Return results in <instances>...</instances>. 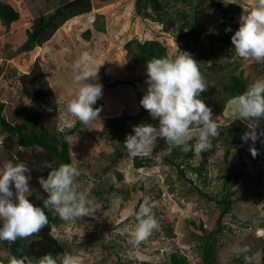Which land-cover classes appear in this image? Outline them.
Wrapping results in <instances>:
<instances>
[{
	"label": "rangeland",
	"instance_id": "rangeland-1",
	"mask_svg": "<svg viewBox=\"0 0 264 264\" xmlns=\"http://www.w3.org/2000/svg\"><path fill=\"white\" fill-rule=\"evenodd\" d=\"M217 1L202 5L193 0L187 5L163 0L162 23L155 19L157 14L152 9H147L148 16L137 14L135 0L81 1L79 8L86 2L89 9L65 18L61 14L42 33L39 43L26 51L21 45L32 24L46 22L61 0H0L20 13L9 29L0 20V100L6 104L3 115L7 120L28 121L36 128L43 123L50 130L69 128L62 117L78 87L73 66L85 52L97 63L103 62L95 82L113 83L102 88L99 119L88 126L82 124L69 137L71 164L81 173L78 183L98 209L92 216L60 219L51 227L53 235L67 247L65 254L77 257L78 264H170L171 253L186 256V264H203L199 235L216 227L222 210L217 199L229 193L233 206L223 218L214 263L264 264V144L257 140L253 145L241 139L247 131L245 123L236 120L223 127L212 148L199 156L193 152L175 157L174 149H182L170 147L161 138L144 156H130L124 145L126 137L134 134V126L159 123L139 104L147 92V64L136 61L135 44L131 50L125 46L133 38L159 39L166 44L169 58L180 51L188 52L208 85L200 98L220 125L228 123L238 97L228 98L224 91L229 76L241 74L248 85L264 79V63L239 58L231 43L242 8L251 10L258 0H235L225 4L227 11L214 9ZM200 7L204 11L197 15L198 27L205 29L196 39L179 40L178 13L190 14ZM168 19L174 20V26L167 31L164 23ZM229 27L231 31H226ZM211 64L214 69L208 68ZM38 67L51 89L42 101L22 94L23 74ZM138 90L143 95H138ZM218 102L224 104L220 113L214 110ZM69 119L73 125L77 121ZM260 127L264 128V120ZM252 146L258 150L255 157L249 151ZM227 149L230 154L225 159ZM9 160L24 163L31 170L30 199L35 204L38 186L32 169L44 170L48 158L42 148L18 145L17 137L2 131L0 125V167ZM195 166L203 167L199 172ZM145 202L155 203L152 212L158 227L133 248L128 243V231L135 226L132 213ZM24 239L28 243L32 237ZM7 246L6 241H0L1 257L7 255Z\"/></svg>",
	"mask_w": 264,
	"mask_h": 264
},
{
	"label": "clouds",
	"instance_id": "clouds-1",
	"mask_svg": "<svg viewBox=\"0 0 264 264\" xmlns=\"http://www.w3.org/2000/svg\"><path fill=\"white\" fill-rule=\"evenodd\" d=\"M228 3H235V0H228L225 4ZM242 9L239 27L231 36L235 55L243 60L264 63V0H258L257 6L251 10ZM226 31H231V28ZM102 64L88 52L75 62L74 80L78 87L75 98L66 104L62 117L69 128L73 126L69 117L85 126L99 119L100 108L93 105L102 96V85L95 82ZM146 71L147 92L140 104L159 123L158 126L149 123L134 126V134L128 135L124 141L130 156L149 154L158 138L170 147H180L185 153L193 151L199 156L212 148L223 127H229L236 120L246 124L247 131L241 137L244 142L251 141L254 145L260 140L264 144V128L260 127L261 120H264V79L254 80L248 85L235 99L228 123L220 125L213 119L212 109L200 98L208 91V85L197 61L188 52L180 51L174 58L149 60ZM249 151L253 157L258 155L254 146ZM47 166L50 168L47 176L38 178L46 196H36L43 207L30 199L33 195L31 170L24 163L9 160L0 167V241L12 243L38 234L48 223L45 209L65 221L92 216L98 209L88 194L81 190L77 180L81 173L77 167L71 163H61L58 167L49 163ZM112 180L115 182L114 176ZM153 207L154 202H145L132 213L135 226L128 231V243L133 248L144 243L158 227ZM11 264H57V261L51 255H45L38 261L27 257L13 258ZM61 264H78V258L65 254Z\"/></svg>",
	"mask_w": 264,
	"mask_h": 264
},
{
	"label": "trees",
	"instance_id": "trees-1",
	"mask_svg": "<svg viewBox=\"0 0 264 264\" xmlns=\"http://www.w3.org/2000/svg\"><path fill=\"white\" fill-rule=\"evenodd\" d=\"M85 0H61L57 5L56 9L52 15L48 18L46 22L40 23V20L34 22L32 29L28 30L27 37L21 45L22 50H31L35 44L39 43L42 33L49 27L55 24V20L58 16L63 14V17L72 16L78 14L81 10L84 11L89 9V4L84 3L81 8L80 3ZM173 3H185L187 5L192 4L193 0H171ZM208 0H199L200 4L206 3ZM224 0H218L214 3V9L218 11H227ZM136 4V13L143 16L150 15L147 9H152L157 16L156 20H159L161 23L164 22V17L162 11L165 8V3L163 0H135ZM169 4V3H168ZM167 4V5H168ZM196 7V6H195ZM204 11L203 7H200L197 10H194L193 13H188L180 11L178 13L181 18V22L178 25V39H183L184 37H191L196 39L199 34L205 29V27H198L197 15L201 14ZM80 12V13H81ZM20 16L19 11L11 4L0 2V20L6 26V29H9L11 23L17 20ZM174 26V20L168 19L167 24L164 23V29H168ZM87 34L90 32L89 29L86 30ZM135 44L136 48V61L143 62L147 64V61L155 58H164L167 55V46L165 43L160 41L157 38L146 39L140 41L137 38H133L128 41L125 46L131 50V47ZM222 68V66H218ZM209 69H214V64H211ZM121 81V80H119ZM119 83V82H118ZM113 83H106L102 85V88L110 87ZM47 80L44 77V71L41 68H36L33 71L23 74L22 76V94L28 98H33L36 100H45L50 94L51 89L48 88ZM248 87L247 78L243 77L241 74H231L229 80L224 83V91L228 98H233L242 94ZM138 95H143L141 91L138 90ZM139 99V104H140ZM99 99L96 104L93 105L94 108H98ZM5 102L0 100V125L1 129L4 132L9 133L17 137L18 145L24 148H42L43 153L47 156L49 163L52 167H58L61 163H71V152L69 145V137L82 125L78 120L74 125L65 130H50L43 123L40 124L38 128L34 124H29L28 121H23L19 123H13L5 118L3 111L5 108ZM141 105V104H140ZM142 107V106H141ZM143 108V107H142ZM224 108L223 102H218L214 105V110L216 113H220ZM144 109V108H143ZM175 157H186L193 155V151L184 153L179 148L174 149ZM230 154L229 150L225 151V159L228 158ZM173 162V160L171 159ZM48 163V164H49ZM137 165L141 164L136 162ZM228 168L230 164L227 163ZM196 169L200 172L203 166H195ZM182 172L183 170L180 169ZM33 173L36 176L37 180V195L41 197L46 196L41 189L38 178L43 176L46 177L50 168L46 166L44 170L37 168L32 169ZM212 199V197H210ZM219 203L222 204V210L217 218V225L215 228L206 231L199 235L200 242V254L203 264H215V254L216 247L218 245V234L222 232L224 228L223 218L227 213H230L233 206V200L231 198V193L224 195L222 198L217 199ZM35 204L43 207L42 201L36 199ZM45 213L48 217V223L39 231L38 234L32 235V239L27 243L24 238L17 239L15 242H7L8 253L5 257L0 256V264H11L13 258L22 259L30 258L33 261H38L45 255H51L56 259L57 264H61L62 256L67 251L65 244L53 235L51 232V227L53 224H57L60 221L58 214L53 211L45 209ZM170 264H186L187 257L180 255L178 253H171L169 257Z\"/></svg>",
	"mask_w": 264,
	"mask_h": 264
}]
</instances>
